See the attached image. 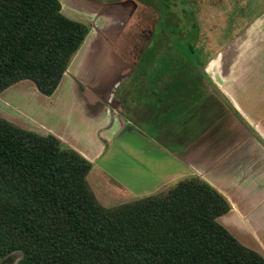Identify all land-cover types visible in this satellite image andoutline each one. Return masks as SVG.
Listing matches in <instances>:
<instances>
[{"label": "trees", "instance_id": "obj_1", "mask_svg": "<svg viewBox=\"0 0 264 264\" xmlns=\"http://www.w3.org/2000/svg\"><path fill=\"white\" fill-rule=\"evenodd\" d=\"M60 10L58 0H0V93L25 80L44 96L54 93L89 32ZM163 31L166 56L149 59L147 73L155 71L150 95L160 103L157 87L178 95L187 58L198 63L196 23L183 41L177 29ZM172 40L176 57L168 54ZM190 78L199 92L202 82ZM91 168L55 136L0 117V260L20 252L16 264H264L218 223L230 205L207 182L191 177L165 195L107 210L88 187Z\"/></svg>", "mask_w": 264, "mask_h": 264}, {"label": "crops", "instance_id": "obj_2", "mask_svg": "<svg viewBox=\"0 0 264 264\" xmlns=\"http://www.w3.org/2000/svg\"><path fill=\"white\" fill-rule=\"evenodd\" d=\"M58 1L62 15L70 20L86 23L74 10L73 4L69 5L65 0ZM63 5L66 7L65 12ZM108 9L107 15L113 20L111 26L116 33L115 36L122 32L126 37L132 34L129 27L126 28L132 16L135 20V17L144 14L148 23L154 20V16L143 12L145 11L143 6L134 0H122L109 5ZM69 15L76 19H71ZM240 28L237 27L225 43L214 45L213 53L205 60L202 50L200 54L196 50L198 62L202 66L200 75L203 82L205 86H211L213 89L209 91L205 87L199 88V91L203 92V99L199 103L190 99L181 101V108H178L177 112L173 105H169L171 96H166L171 89L169 86L157 87L161 89L160 91L156 89V92H162L160 98L167 105L151 96L155 92L152 85L144 84L141 89L136 88L133 92L126 89L133 94L131 98L133 101H129L127 110L140 116V121H148L153 125V129L156 130L155 140H158L172 161L178 164L176 174L170 179L174 181L173 185L191 177H197L211 185L230 205V210L217 219L218 223L241 245L264 258V18L253 20L242 27L241 32L235 34ZM94 37L92 29L61 78V80L64 78L62 85L66 84L68 80L66 77H70V67L74 64L75 58L83 52L78 60L76 73L72 76V83L66 84L74 94L73 100L76 101L77 109L84 115L85 127L82 134L51 128L45 129L46 134H39L26 123L20 124L16 118L1 117L23 130L42 136L48 134L55 136L87 159L92 166L107 149L111 137L131 122L124 114L125 111L122 112L114 106L111 108L106 99H103L102 103L99 102L93 92L81 87L80 83L85 82L84 75L90 64V46ZM109 56L107 58L111 61L113 56ZM99 59H105V56L101 55ZM100 76L104 78L105 72L103 71ZM116 76L118 71L115 72ZM22 83L32 82L25 80L13 85ZM58 86L50 96L40 94L46 100L53 101L58 93ZM104 93L107 94V88ZM138 94L139 96L142 94L149 104H143ZM210 100L213 102L211 106ZM49 104L53 107V103ZM49 104L46 105L51 107ZM164 105L166 109L162 110ZM210 107L213 110H209ZM197 109L208 119L207 122L203 121V129L199 133L197 130L195 134L190 128ZM214 115H218L219 120L208 121ZM156 116L166 119H162L161 123ZM79 136L84 137L83 141L77 140ZM172 136L175 138L174 146H164L160 143L161 140Z\"/></svg>", "mask_w": 264, "mask_h": 264}, {"label": "rangeland", "instance_id": "obj_3", "mask_svg": "<svg viewBox=\"0 0 264 264\" xmlns=\"http://www.w3.org/2000/svg\"><path fill=\"white\" fill-rule=\"evenodd\" d=\"M162 1L167 3L164 4L165 6H169L170 13L167 14V21L175 24V29L179 32V35L176 36L181 41L188 38L191 25L196 23L197 39L194 41V48L197 51L202 50L203 60L213 53L214 45L225 43L237 27L241 28L237 29L235 34L241 32L242 27L253 20L264 18V0ZM149 2L157 8L152 0ZM63 9L65 12L66 7L64 5ZM69 17L76 19L72 15ZM159 26L161 27V24H158ZM172 42L175 45H169L171 50L169 52H171V56L175 54L176 57L179 52L174 50L172 46L178 47L176 44L179 42L174 40ZM156 44L148 48L145 60L166 56L164 50L153 51ZM162 45L165 47V42H162ZM82 54L83 52L75 58L74 64L70 67V77H66L68 79H66V84L72 83V76L76 73L78 60ZM187 61L186 65L189 64L192 68V63L188 58ZM151 72L153 75H149L148 79L152 77V80L155 78V71L152 70ZM184 75L186 83L192 84L190 83L192 76L188 72H185ZM63 79L53 101L46 100L32 83L11 86L0 93V117L16 118L19 123H26L30 129L36 130L39 134H46L47 130L45 129L49 128L54 130L66 129L67 132L75 131L76 134H82L81 132L85 127V125L83 126L84 115L77 109L76 101L73 100L74 94L70 92L69 87L65 83L62 85ZM186 83L184 84L185 87L176 86V89L177 92L181 89L187 92L181 91L175 96L176 98L170 97L169 105H173L177 112H179L178 108H181V101L189 100V97L190 101H193L197 99L196 94L201 92L195 91L193 93L192 89L189 90L186 87ZM203 84L205 89L213 90L211 86H205L204 82ZM49 103H53V107ZM163 103L167 104L165 101ZM161 109H166L165 105ZM124 114L129 117L130 124L111 137L107 149L94 162L86 178L88 187L97 202L107 210L117 209L149 196L165 195L174 183L170 179L174 177L178 168V164L172 161L158 140H155L157 139L156 130L153 129V125L148 121H140V116L133 114L130 110L125 111ZM148 117H150L149 114ZM156 118H159L158 121L161 123L163 122L162 119H166L162 116H156ZM219 118L218 115H214L208 121H217ZM83 138V136H79L77 140L80 142L83 141ZM160 143H163L164 146H174L175 138L172 136L161 140ZM21 256L20 252H15L0 260V264H16Z\"/></svg>", "mask_w": 264, "mask_h": 264}, {"label": "flooded vegetation", "instance_id": "obj_4", "mask_svg": "<svg viewBox=\"0 0 264 264\" xmlns=\"http://www.w3.org/2000/svg\"><path fill=\"white\" fill-rule=\"evenodd\" d=\"M65 1L69 5H74V10L86 22L85 25L88 26L89 31L93 29L95 35L90 46V64L86 69L87 73L84 75L85 82L80 83L81 87L93 92L99 102L102 103L103 99H106L107 104L111 108L114 106L122 112L126 111L129 108V101H133L131 99L133 95L131 92L136 90V88L141 89L145 83L150 84L147 73L148 69H150L151 61L148 62L149 59L145 60L146 53L149 50L148 48L155 45L157 41L156 48L153 51L164 50L170 38L165 34L163 28L165 26L175 28V24L167 21V14L169 15L170 13L168 10L169 6L164 5L167 4L165 1L152 0L157 5V9L149 0H134L143 6V10H145L143 12L154 16V20H150L148 23L144 17L145 15L140 14L138 17H135V21L132 16L126 25V28L129 27V31L132 34L126 37L123 35V32L115 36L116 33L113 31V26H111L113 20H110L107 15V10H109L108 6L122 0ZM158 24H161V27H158ZM162 42H165V47H163ZM109 46L111 49H109ZM200 53L201 50H199ZM168 54L171 55V52H168ZM101 55L105 56V59H99ZM109 55L113 56L111 57V61L107 58ZM120 63L124 66L122 67ZM191 65L192 68H190L189 64L185 65L186 72L193 76L196 81L202 82L199 88L203 89L201 63L198 62ZM103 71L105 72L104 78L100 76ZM116 71H118V76L115 77ZM187 87L191 89L193 85L188 84ZM106 88L107 94L104 93ZM126 89L131 92H127ZM141 96L142 94L140 96L138 94V98L141 99L142 103L148 105L149 101L144 96ZM202 99L203 94L198 98L196 103H199ZM211 102L210 100L209 106H211ZM217 108L219 109L218 105ZM209 110H213L212 107ZM198 111L197 109L195 111L196 114L193 115V119H195L190 128L192 133H195L197 130V133H199L203 129V121L207 122L208 119Z\"/></svg>", "mask_w": 264, "mask_h": 264}]
</instances>
